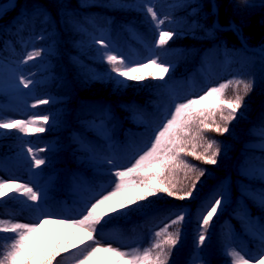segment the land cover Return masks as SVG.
Masks as SVG:
<instances>
[{
	"label": "trees",
	"instance_id": "16d2710c",
	"mask_svg": "<svg viewBox=\"0 0 264 264\" xmlns=\"http://www.w3.org/2000/svg\"><path fill=\"white\" fill-rule=\"evenodd\" d=\"M3 1L5 0H0ZM109 1L17 0L14 8L0 17L1 57L9 59L17 55L21 51V40L27 34L33 35L30 39L38 49L44 44L53 45V51L47 56L51 61L54 77L42 84L38 92H48L64 98L59 103L45 107L58 109L57 123L51 130L40 136H24L16 130H8L7 135L0 138V168L12 178V183H22V180L31 176L40 181H52L48 200H54L57 206L60 198L69 202L73 200L69 194L68 177L76 171L84 174L91 188L109 190V181L115 179L110 175L111 170L94 171L87 162L81 161L79 156L88 153L79 149L71 136L88 141L91 153L109 154L110 146L106 141L89 135L84 127L91 120L104 118L107 112L111 113L107 126L114 138L111 148L125 166H130L133 156L145 147L153 131L164 120L165 112L173 110L178 96L177 87L189 75L195 81L199 80L197 66L203 63V56L211 50L216 51V58L211 63L210 70H218L221 56L219 50L223 48L231 56L230 64L239 72L234 78L253 79L255 88L245 100L247 108L243 118L232 122L228 134L220 136L212 132L205 133L209 139L221 142L222 154L217 165H205L192 157H184L192 165L207 170L206 176L197 185V198L177 201L163 194L151 197L150 206L144 210L134 211L123 217L116 215L109 222L97 225L96 233L104 234L106 238L111 235L130 238L132 245L140 246L143 250L154 242L155 231L148 227L165 212L174 206L195 207L209 191L225 184L233 197L232 206L224 213L233 224L234 233L231 236L237 240L240 248L255 251L257 241L251 233L256 229L250 226L245 214L238 210L244 204L247 213L264 224V208L259 204V190L264 189V184L260 183L252 171V163H247L248 157L253 156L255 147L264 144V128H261L264 121V57L255 51L246 50L232 29L213 26L211 0H113L121 3V8L116 10L109 6ZM150 3L154 5L158 17L165 19L162 28L179 33L165 46L170 51L154 46L159 34L144 7ZM214 3L218 8L217 20L221 25L228 26L232 21L249 46H255L259 41L261 50H264V0H248L250 7H245L243 0H214ZM99 29L109 31L119 43H130L137 53L131 56L144 59L153 53H163L160 58L173 65V71L165 81L148 78L142 82L128 81L126 87L116 86L114 80L108 78L110 66L90 51L83 52L77 46V41L82 38L88 43L84 36ZM78 57L99 77L86 79L78 74L72 63ZM123 57L129 61L127 56ZM2 65L0 61L1 74ZM151 70L149 68L144 71ZM111 75L115 76L114 73ZM227 81L229 80L216 82L215 86ZM225 95L231 97L232 89H227ZM9 105H13V102L0 94V106ZM136 114L140 115V123L133 120ZM110 123H113L112 127ZM28 139L51 142L43 148L45 151L39 150V157L45 159V164L39 169L31 167V158L19 153ZM177 179L190 184L183 172ZM240 183H248L249 188L237 189ZM252 187L259 190L254 191ZM237 194L242 196L241 202L234 198ZM144 203L148 204L147 201ZM2 206L5 209L24 210L14 192L2 199ZM57 209L60 211L59 207ZM193 215L194 212L191 221ZM61 217L65 218L64 215ZM220 221L221 218L213 221L208 239L200 250V259L205 264H231V257L226 252L231 248H239L228 243ZM192 229L191 223L183 224L182 240L173 251L170 264H189L197 237ZM13 235L0 233V259L8 250ZM54 238L55 235L52 239ZM78 254L80 255L77 249L71 248L57 257L55 264H78Z\"/></svg>",
	"mask_w": 264,
	"mask_h": 264
},
{
	"label": "snow or ice",
	"instance_id": "6c2138e0",
	"mask_svg": "<svg viewBox=\"0 0 264 264\" xmlns=\"http://www.w3.org/2000/svg\"><path fill=\"white\" fill-rule=\"evenodd\" d=\"M245 7H250L248 0H243ZM147 15L154 22L158 32V39L154 46L157 49H166L174 37L179 33L171 29L162 28L165 19L159 18L153 4L145 5ZM101 48L109 49L103 40H96ZM264 51V50H262ZM161 54L151 56L147 63L136 62L132 66L123 56L106 52L102 59L110 66L108 78L114 80L117 86L126 87L127 81L142 82L148 78L165 81L173 65L162 60ZM41 50L27 52L22 63L41 58ZM152 69L145 72L144 69ZM114 73L113 77L111 74ZM34 83L30 79L20 78L19 84L27 89ZM231 88L233 95L226 97V90ZM253 79L234 78L218 86H210L203 94L188 98L183 102H175L174 110L166 111L163 122L153 131L151 138L146 141L145 148L130 166H120L112 159L105 162L112 165L110 175L115 177L109 181L110 189L106 194L96 193L94 202L86 204L82 215L78 218H39L36 223L11 222L0 219V233L14 234L8 250L0 259V264H55L57 257L69 251L73 241L79 239L77 233L83 232L86 241L91 246L84 251L78 264H170L173 251L182 240V226L188 220L190 212L185 206L173 207L165 212L162 222L154 232V242L150 247L122 251L111 245L101 246L96 241L97 225L109 222L116 215L126 216L134 211H142L150 206L151 197L166 195L177 201L195 200L198 191L197 185L207 174L206 169L198 168L184 157H192L205 165L215 166L222 154L221 142L209 139L205 133L212 132L224 136L230 132V125L238 118H243L247 108L246 98L254 91ZM50 98L37 99L31 105L37 108L49 104ZM50 124L48 115H34L29 119L0 120V130H16L24 136H35L48 130ZM264 128V121L261 123ZM264 139V137H262ZM203 149V151H199ZM41 152L45 149L41 148ZM28 155L32 157L31 167L39 169L45 164V159L38 157L29 147ZM183 172L190 184L177 179ZM261 180H264V165L260 168ZM18 193L33 204L39 205L42 194L39 190L25 183H9L0 180V198L8 197L9 193ZM209 198L201 206L198 216L197 237L195 251L189 264H205L200 259V250L208 239L207 233L224 204L223 192ZM148 202L145 204L144 202ZM259 204L264 208V189L259 193ZM59 225V231L54 239L45 236L42 229L46 225ZM175 226V227H174ZM174 230L169 231V229ZM71 230V231H68ZM257 241L255 251L247 248H231L226 255L231 257V264H264V224L252 232ZM84 244L85 239H80ZM78 247V245H77ZM114 257V259H112Z\"/></svg>",
	"mask_w": 264,
	"mask_h": 264
},
{
	"label": "rangeland",
	"instance_id": "374dc122",
	"mask_svg": "<svg viewBox=\"0 0 264 264\" xmlns=\"http://www.w3.org/2000/svg\"><path fill=\"white\" fill-rule=\"evenodd\" d=\"M113 2H114L113 0H110L108 2L109 6H111L113 10L121 8V4L119 2H114V3ZM211 13L213 16V24L217 23L218 8L215 4L211 6ZM218 24L221 27L223 26L219 22ZM101 33L102 31L99 30L96 33H90L89 36H84L85 39L89 40L88 43L86 41L84 42L83 38L79 39L77 41L78 49L83 52L90 51V53H92L98 59H102L103 55L108 51H111L114 54L122 55L123 51L125 50L127 55L129 56L130 59L129 61L132 63V66L134 67L136 66V62L139 61V62L147 63L148 60L151 58V56H146V58L144 59L135 58V56H131V52L129 51L130 49L129 44H120L114 37H112V35L109 32H104V34L102 35ZM31 36L33 35L27 34L24 36V39L21 40V51L17 55L9 59L5 57L0 58V61L6 62V65H3L1 67L3 74H0V94L6 95L8 99L14 102L13 106H0V120L29 119L34 115H48L50 117V124L47 125L46 127L48 128V130H51L53 125L57 123L58 109L56 107L55 108H44V107L51 104L59 103L60 101H63L64 98L53 96L48 92L40 93L38 92V87L43 83L50 81L54 77V74L51 72V66H52L51 61L48 57H46L48 54H50L53 51L54 47L53 45L49 46L44 44L41 45L40 49H38L37 48L38 46L35 44V42L30 40ZM99 39H103L109 45V49L101 48L97 43H95V41ZM256 45L261 46V43L257 41ZM32 50H41L42 51L41 58H38L37 60L34 61H30L28 64H23L22 60L24 56L26 55L27 52H30ZM220 53L222 54L224 53L223 48L220 50ZM215 58H216L215 50H211L203 56L202 58L203 64L202 66L198 67V72L203 76L204 85L201 86L200 84L192 83L191 82L192 79L190 77H187L184 82V85L186 87L188 86L187 92H185V87L183 86H181L180 89L177 88L179 96L176 97V102L177 101L183 102L188 98H193L198 95H201L203 94L204 91L207 90L208 87L214 86L216 81L229 80L238 74L234 66H229L230 57L226 54H223L221 58V68H219V70L213 74L208 73L210 63L214 62ZM72 63L76 67L77 73L81 74L86 79H96L99 77L98 74H96L88 67H86L81 62V59L79 57L77 60H73ZM21 77L25 79H30L34 81V83L30 86V88L25 89L23 88L22 85L19 84V80ZM174 80L176 79L174 78ZM115 85L117 86L116 83ZM182 92H184V94ZM41 98H50L51 102L47 105H41L38 106L37 108H32L31 105L35 103L37 99H41ZM110 116L111 114H108L106 119H108ZM133 120L134 122L138 123L140 120V116L138 114L133 116ZM105 124H106V120L91 121L89 125L85 126V130L91 135L96 136L97 134H99L100 137L104 139L106 137L111 136V133L104 128ZM7 132L8 130H0V138L5 137L7 135ZM39 135L40 134L36 136ZM74 141L78 143L77 144L78 147L86 150L90 149L87 143L85 141H82L80 137L79 138L74 137ZM107 143L111 145L113 143V139L111 138L108 139ZM39 145L40 147H46L49 145V143L47 141L38 143L36 141H32L28 139L27 142H25V145L19 149V153L23 157L32 159V157H30L27 152L28 148L31 147L33 152L37 153L39 157V148H40ZM253 155L254 156L251 157L248 161L252 162V169L254 173L259 178L260 183L264 184V180H261V176H260V168L262 165H264V151L256 152ZM81 156H82L81 159L84 162L89 161V163H91V165H93L94 168L96 169L101 168V166L104 165V162L107 159H112L116 162L117 165L124 166L122 162L117 160L116 152H111L110 154L98 153L95 155H86V156L81 155ZM137 156L138 154L135 157ZM111 170H112V165H111ZM78 175L80 177L79 179L77 178L76 175H71L69 178L70 183L72 184L71 192L74 195L75 200L77 202L69 203L65 200H61V205H60L62 212L66 213L70 219L80 217L82 215V210L84 209L86 204H90L91 202H94L95 194L102 192L99 190L96 191L92 190L89 187V184H87L86 179L80 174ZM0 180L12 183V179L8 177L7 173L2 168H0ZM23 183L41 192L42 194L41 202L39 203V205L33 204L31 201L27 200L26 197L21 196L18 193L14 192V195L16 196V200L20 205L24 207V210L17 211L13 209H5L2 206L3 198H0V219H5L11 222H20V223H36L39 220V218H41L42 216L44 218L55 219L53 218L54 217L53 215H56V212L53 206L49 205L46 200L47 197L49 196L48 191L49 188L52 186V182L50 180L41 182L35 177H29L28 179L23 180ZM248 185H249L248 183H240L237 186V189L243 190L245 188H249ZM252 189H254V191L259 190L253 187ZM103 192L106 194L107 191H103ZM221 192H223L222 198L224 199V204L219 214L216 217H214V220L221 218L220 222L224 228L225 237H227L228 243H230L231 245L234 244L240 248L237 240H235V238L231 236L232 233H234L232 222L228 218L222 217L225 211L230 207L231 205L230 202L232 198L231 193L227 185L225 184L217 186L216 188L212 189L205 198L200 199V204L195 209H193L195 210L194 213L195 215H194V221H191L192 222L191 227L193 228L192 230L197 236L198 216L201 214V206L206 201H208L209 198L213 197L214 193L216 194V198H221L219 196V193ZM236 199L238 201H241L242 200L241 195L237 194ZM241 206L242 207L239 209V211L246 214L247 210L244 207V204H241ZM185 207H187V209L191 214L192 210L190 209V207L189 206H185ZM246 216L247 219L250 221L251 225L257 230L260 225L257 224L256 221L252 220L250 215L246 214ZM189 219L190 216L188 220ZM162 222H167V221H162L161 219H159L151 227V229L158 230ZM174 227L172 228V230H174ZM59 230H60L59 225L50 224V225H46L45 228L42 229V233L49 238H53V236L54 235L56 236V233ZM77 236L79 237V239L73 241V245L72 247H70V249L71 248L77 249L78 253H80V255L78 254L79 256L78 259L80 260L82 258L84 251H86L88 248L94 245L92 244L91 241H86L83 232L77 233ZM95 237L97 243H99L103 247H107L111 245L113 247L120 248L122 251H131L135 249V247H133L130 243L127 242L126 238H120L114 236H109L108 238H106V235L99 233H95ZM80 239H85V243L81 244ZM112 259H114V257ZM93 264H95V262H93Z\"/></svg>",
	"mask_w": 264,
	"mask_h": 264
},
{
	"label": "water",
	"instance_id": "95a60500",
	"mask_svg": "<svg viewBox=\"0 0 264 264\" xmlns=\"http://www.w3.org/2000/svg\"><path fill=\"white\" fill-rule=\"evenodd\" d=\"M10 0L7 1L6 5L0 9V16L7 11L8 9L12 8L16 2V0H11V2H9ZM239 37L241 38L242 35L240 34ZM243 43V42H242ZM244 44V43H243Z\"/></svg>",
	"mask_w": 264,
	"mask_h": 264
},
{
	"label": "bare ground",
	"instance_id": "6f19581e",
	"mask_svg": "<svg viewBox=\"0 0 264 264\" xmlns=\"http://www.w3.org/2000/svg\"><path fill=\"white\" fill-rule=\"evenodd\" d=\"M9 2H11V0ZM4 5H5V2H3V4L0 6V8H2Z\"/></svg>",
	"mask_w": 264,
	"mask_h": 264
}]
</instances>
